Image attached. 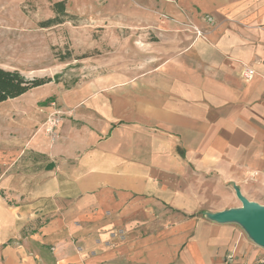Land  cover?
<instances>
[{"label": "crops", "instance_id": "obj_1", "mask_svg": "<svg viewBox=\"0 0 264 264\" xmlns=\"http://www.w3.org/2000/svg\"><path fill=\"white\" fill-rule=\"evenodd\" d=\"M194 3L204 36L166 23L172 38L132 94L64 95L52 138L53 96L1 109L4 264H264L240 225L205 214L239 206L234 185L251 200L249 178L264 188V0Z\"/></svg>", "mask_w": 264, "mask_h": 264}, {"label": "rangeland", "instance_id": "obj_2", "mask_svg": "<svg viewBox=\"0 0 264 264\" xmlns=\"http://www.w3.org/2000/svg\"><path fill=\"white\" fill-rule=\"evenodd\" d=\"M55 1L0 0V67L17 70L29 79H50L19 99L0 102V111L27 97L53 96L42 124L43 132L51 138L56 124L65 116L61 109L64 95L82 104L92 95L119 87H126L119 92L132 94L131 86L140 75L159 62L155 54L164 53L169 37L183 30L195 37L205 34L195 19L194 0H187L186 7L180 0H64L67 15L62 22L42 27V21L55 16ZM172 7L182 9L183 17L173 14ZM199 18L213 22L208 16ZM170 22L181 27L170 30L172 36L164 29ZM5 134L6 129L0 127V136ZM245 183L251 189V200L264 204L263 186L252 178ZM1 193L5 201H13L6 192ZM20 218L18 215L19 228ZM23 231L24 238L18 235L10 242L23 244L28 229ZM4 263L2 252L0 264Z\"/></svg>", "mask_w": 264, "mask_h": 264}, {"label": "water", "instance_id": "obj_3", "mask_svg": "<svg viewBox=\"0 0 264 264\" xmlns=\"http://www.w3.org/2000/svg\"><path fill=\"white\" fill-rule=\"evenodd\" d=\"M233 188L240 205L206 212V217L218 223H237L254 243L264 248V204L245 197L238 186L234 185Z\"/></svg>", "mask_w": 264, "mask_h": 264}, {"label": "trees", "instance_id": "obj_4", "mask_svg": "<svg viewBox=\"0 0 264 264\" xmlns=\"http://www.w3.org/2000/svg\"><path fill=\"white\" fill-rule=\"evenodd\" d=\"M53 10L55 16L48 18L40 23L42 27L50 26L55 23L62 22V17L66 16L65 12V1L58 0L53 3ZM50 81L49 78H26L17 70H9L0 67V102L15 98L31 88L40 86Z\"/></svg>", "mask_w": 264, "mask_h": 264}, {"label": "built area", "instance_id": "obj_5", "mask_svg": "<svg viewBox=\"0 0 264 264\" xmlns=\"http://www.w3.org/2000/svg\"><path fill=\"white\" fill-rule=\"evenodd\" d=\"M210 20V18H208ZM254 74V70L251 68H244L241 70V76L244 79H250ZM261 263H264V259L261 260Z\"/></svg>", "mask_w": 264, "mask_h": 264}]
</instances>
